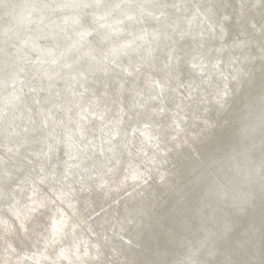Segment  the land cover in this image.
Instances as JSON below:
<instances>
[{
	"label": "rangeland",
	"instance_id": "rangeland-1",
	"mask_svg": "<svg viewBox=\"0 0 264 264\" xmlns=\"http://www.w3.org/2000/svg\"><path fill=\"white\" fill-rule=\"evenodd\" d=\"M6 1L0 0V264H230V258L231 264H264V0H24L22 11L9 10Z\"/></svg>",
	"mask_w": 264,
	"mask_h": 264
},
{
	"label": "bare ground",
	"instance_id": "bare-ground-1",
	"mask_svg": "<svg viewBox=\"0 0 264 264\" xmlns=\"http://www.w3.org/2000/svg\"><path fill=\"white\" fill-rule=\"evenodd\" d=\"M111 1H112V0H111ZM123 1H124V0H123ZM128 1H129V0H128ZM238 1H239V0H238ZM98 2H99V1H98ZM120 2H121V1H120ZM140 2H141V1H140ZM149 2H150V1H149ZM239 2H241V1H239ZM95 3H96V2H95ZM114 3H115V2H114ZM121 3H122V2H121ZM134 3H135V2H134ZM147 3H148V2H147ZM236 3H237V2H236ZM115 4L118 5V3H115ZM115 4H114V5H115ZM127 4H128V3H127ZM135 4H136V3H135ZM133 5H134V4H133ZM136 5H137V4H136ZM148 5H149V4H148ZM154 5H155V4H154ZM163 5H164V4H163ZM262 5H263V4H262ZM69 6H70V5H69ZM109 6H110V5H109ZM112 6H113V4H112ZM118 6H119V5H118ZM144 6H145V3H144ZM158 6H159V5H158ZM160 6H161V5H160ZM238 6H239V5H238ZM66 7H67V5H66ZM70 7H71V6H70ZM106 7H107V6H106ZM126 7H128V6H126ZM129 7H130V6H129ZM138 7H139V5H138ZM169 7H170V6H169ZM169 7H168V8H169ZM240 7H241V5H240ZM240 7H239V8H240ZM31 8H33V7H31ZM117 8H118V7H117ZM117 8H115V9H117ZM123 8H124V7H123ZM144 8H145V7H144ZM149 8L153 9L152 6L149 7ZM157 8H158V7H157ZM164 8H165V7H164ZM190 8H191V7H190ZM233 8H234V7H233ZM237 8H238V7H237ZM237 8H236V9H237ZM239 8H238V9H239ZM33 9H34V8H33ZM66 9H67V8H66ZM107 9H108V8H107ZM124 9H125V8H124ZM128 9H129V8H128ZM131 9H133V7H132ZM131 9H130V10H131ZM134 9H135V8H134ZM134 9H133V10H134ZM141 9H142V6H141L139 12L141 11ZM161 9H162V8H161ZM172 9H174V8L172 7ZM175 9H176V8H175ZM224 9H225V8H224ZM224 9H222V10L224 11ZM226 9H227V8H226ZM7 10H8V9H7ZM9 10H10V9H9ZM9 10H8V11H9ZM29 10H30V9H29ZM74 10H75V9H74ZM110 10H111V9H110ZM143 10H144V9H143ZM149 10H150V9H149ZM168 10H169V9H168ZM170 10H171V9H170ZM233 10H234V9H233ZM239 10H241V9H239ZM21 11H22V10H21ZM76 11H77V10H76ZM126 11H127V10H126ZM147 11H148V9H147ZM154 11H155V10H154ZM154 11H153V12H154ZM171 11H172V10H171ZM171 11H170V12H171ZM177 11H178V10H177ZM177 11H176V12H177ZM179 11H180V10H179ZM229 11H230V10H229ZM244 11H246V10H244ZM10 12H11V11H10ZM10 12H8V13H10ZM30 12H31V11H30ZM33 12H34V11H33ZM58 12H59V11H58ZM107 12H108V11H107ZM127 12H128V11H127ZM129 12H130V11H129ZM131 12H132V10H131ZM136 12H137V11H136ZM136 12H135V13H136ZM139 12H137V13H139ZM141 12H142V11H141ZM159 12H160V11H159ZM164 12H165V11H164ZM168 12H169V11H168ZM168 12H166V13H168ZM174 12H175V11H174ZM180 12L183 14L185 11H184V12L180 11ZM218 12H220V11H218ZM227 12H228V10H227ZM232 12H233V11H232ZM242 12H243V11H242ZM242 12H241V13H242ZM246 12H247V11H246ZM250 12H251V11H250ZM19 13H20V12H18V14H19ZM26 13H27V12H26ZM72 13H73V12H72ZM74 13H75V12H74ZM76 13H77V12H76ZM76 13H75V14H76ZM105 13H106V11H105ZM109 13H110V12H109ZM133 13H134V12H133ZM137 13H136V14H137ZM148 13H149V12H148ZM156 13H157V12H156ZM162 13H163V12H162ZM172 13H173V12H172ZM177 13H178V12H177ZM222 13H223V12H222ZM234 13H235V12H234ZM236 13H237V12H236ZM238 13H239V12H238ZM238 13H237L236 15L239 16ZM243 13H244V12H243ZM22 14H23V13H22ZM24 14H25V12H24ZM28 14H29V13H28ZM28 14H27V15H28ZM35 14H36V13H35ZM67 14H68V13H67ZM101 14H102V13H101ZM111 14H112V13H111ZM117 14H118V13H117ZM121 14H122V13H121ZM121 14H120V15H121ZM126 14H127V13H126ZM131 14H132V13H131ZM139 14H140V13H139ZM152 14H154V13H152ZM152 14H151V15H152ZM190 14H191V13H190ZM220 14H221V13H220ZM244 14H245V13H244ZM251 14H252V13H251ZM263 14H264V13H263ZM16 15H17V14H16ZM19 15H21V14H19ZM71 15H73V14H71ZM109 15H110V14H109ZM142 15H143V14H142ZM144 15H146V14H144ZM147 15H148V14H147ZM147 15H146V16H147ZM154 15H155V14H154ZM163 15H164V13L162 14V16H163ZM184 15H185V14H184ZM184 15H183V16H184ZM187 15H188V12H187ZM236 15H234V16H236ZM252 15H253V14H252ZM13 16H14V15H13ZM57 16H58V15H57ZM75 16H76V15H75ZM96 16H97V15H96ZM148 16H150V15H148ZM168 16H170V15H168ZM173 16H174V15H173ZM189 16H190V15H189ZM191 16H192V15H191ZM197 16H199V15H197ZM221 16H222V15H221ZM223 16H225V14H224ZM240 16H241V14H240ZM242 16H243V15H242ZM262 16H263V15H262ZM262 16H261V17H262ZM20 17H21V16H20ZM72 17H73V16H72ZM72 17H71V18H72ZM128 17H129V16H128ZM133 17H135V16H133ZM153 17H156V16H153ZM158 17H159V16H158ZM177 17H179V15H178ZM185 17H186V16H185ZM219 17H220V16H219ZM255 17H256V15H255ZM125 18H126V17H125ZM125 18H124V19H125ZM141 18H143V17H141ZM146 18H147V17H146ZM163 18H164V16H163ZM169 18H170V17H169ZM171 18H173V17H171ZM181 18H184V17H181ZM186 18H187V17H186ZM186 18H185V19H186ZM224 18H225V17H224ZM230 18H231V17H230ZM235 18H236V17H235ZM235 18H234V19H235ZM244 18H245V16H244ZM246 18H247V17H246ZM72 19H73V18H72ZM74 19H75V18H74ZM110 19H111V18H110ZM124 19H123V20H124ZM138 19H139V17H138ZM173 19H174V18H173ZM188 19H189V18H188ZM227 19H228V18H227ZM237 19H239V18H237ZM77 20H78V19H77ZM129 20H130V17H129ZM243 20H244V19H243ZM142 21H143V20H142ZM157 21H158V20H157ZM238 21H239V20H238ZM244 21H245V20H244ZM123 22H124V21H123ZM128 22H129V21H127V23H128ZM144 22H145V21H144ZM152 22H153V21H152ZM226 22H227V21H226ZM240 22H242V21H240ZM245 22H246V21H245ZM155 23H156V21H155ZM145 24H146V23H145ZM149 24H152V23H149ZM225 24H226V23H225ZM242 24H243V23H242ZM147 25H148V24H147ZM147 25H145V26H147ZM154 25H155V24H154ZM222 25H223V24H222ZM150 26H151V25H150ZM152 26H153V25H152ZM225 26H226V25H225ZM240 26H241V25H240ZM116 27H117V26H116ZM121 27H122V26H121ZM121 27H120V29H121ZM126 27H127V26H126ZM124 28H125V27H124ZM145 28H146V27H145ZM145 28H144V29H145ZM152 28H153V27H152ZM237 28H238V27H237ZM88 29H89V28H88ZM115 29H116V28H115ZM120 29H119V30H120ZM148 29H149V28H148ZM224 29H226V27H225ZM228 29H229V28H228ZM228 29H227L226 31H228ZM239 29H241V28H239ZM243 29H244V28H243ZM121 30H122V29H121ZM151 30H152V29H151ZM151 30H150V31H151ZM162 30H163V29H162ZM220 30H221V29H220ZM124 31H125V30H124ZM126 31H127V29H126ZM126 31H125V32H126ZM148 31H149V30H148ZM150 31H149V33H150ZM165 31H167V30L165 29ZM224 31H225V30H224ZM224 31H223V32H224ZM113 32H114V31H113ZM119 32H120V31H119ZM122 32H123V30H122ZM133 32H134V31H133ZM146 32H147V31H146ZM105 33H106V32H105ZM105 33L103 32V35H104ZM131 33H132V32H131ZM135 33H136V32H134V34H135ZM138 33H139V32H138ZM138 33H136V34H138ZM151 33H152V31H151ZM109 34H110V33H109ZM136 34H135V35H136ZM140 34H141V32H140ZM143 34H145V33H143ZM225 34H226V33H225ZM106 35H107V34H106ZM114 35H115V34H114ZM116 35H118V34H116ZM124 35H125V34H124ZM128 35H129V34H128ZM159 35H160V34H159ZM222 35H223V34H222ZM231 35H232V34H231ZM98 36H99V35H98ZM100 36H101V35H100ZM104 36H105V35H104ZM140 36H141V35H140ZM140 36H137V35H136V37H139V38H140ZM156 36H157V35H156ZM90 37H91V36H90ZM109 37H110V35H109ZM109 37H107V39H108ZM115 37H116V36H115ZM124 37H125V36H124ZM126 37H127V36H126ZM131 37H132V36H131ZM134 37H135V36H134ZM134 37H132V38H134ZM136 37H135V38H136ZM144 37L146 38V36H144ZM147 37H149V36H147ZM150 37H151V36H150ZM152 37H155V36L153 35ZM152 37H151L150 39L153 40L154 38H152ZM157 37H158V36H157ZM163 37H164V36H163ZM173 37H174V36H173ZM223 37H224V35H223ZM229 37H230V34H229ZM231 37H232V36H231ZM81 38H82V37H81ZM100 38H102V37H100ZM121 38H122V36H121ZM128 38H129V37H128ZM135 38H134V39H135ZM142 38H143V37H142ZM142 38H140V39H142ZM145 38H144V39H145ZM159 38H160V37H159ZM164 38H165V37H164ZM169 38H170V37H169ZM227 38H228V36H227ZM227 38H226V39H227ZM83 39H84V38H83ZM85 39H86V38H85ZM111 39H112V38H111ZM116 39H117V38H116ZM119 39H120V38H119ZM134 39H130V40H134ZM140 39H139V40H140ZM148 39H149V38H148ZM150 39H149V40H150ZM157 39H158V38H157ZM171 39H172V38H171ZM224 39H225V38H224ZM88 40H89V39H88ZM109 40H110V39H109ZM117 40H118V39H117ZM120 40H122V39H120ZM126 40H127V39H126ZM149 40H148V41H149ZM158 40H160V39H158ZM212 40H213V39H212ZM222 40H223V39H222ZM83 41H84V40H83ZM86 41H87V40H86ZM86 41H84V42H86ZM90 41H91V40H90ZM127 41H128V40H127ZM143 41H144V40H143ZM146 41H147V39H146ZM163 41L166 42L167 40H163ZM84 42H83V43H84ZM87 42H88V41H87ZM93 42H94V40H93ZM95 42H96V41H95ZM118 42H119V41H118ZM135 42H138V40H136ZM144 42H145V41H144ZM151 42H153V41H151ZM151 42H150V44H151ZM213 42H214V41H213ZM222 42H224V40H223ZM227 42H228V41H227ZM230 42H231V41H229V44H230ZM234 42H235V41H234ZM96 43H98V42H96ZM100 43H101V42H100ZM102 43L105 44L106 42H102ZM146 43H147V42H146ZM153 43H154V42H153ZM158 43H159V41H158ZM166 43H167V42H166ZM206 43H207V42H206ZM110 44H111V43H110ZM125 44H126V42H125ZM130 44L134 45L132 42H130ZM141 44H142V43H141ZM144 44H145V43H144ZM147 44H148V43H147ZM155 44H156V43H155ZM159 44H160V43H159ZM207 44H208V43H207ZM232 44H234V43H232ZM232 44H231V45H232ZM87 45H88V43H87ZM95 45H96V44H95ZM152 45H153V44H152ZM166 45H167V44H166ZM212 45H213V44H212ZM89 46H90V45H89ZM97 46H98V45H96V47H97ZM134 46H135V45H134ZM136 46H137V45H136ZM146 46H147V45H146ZM167 46H168V45H167ZM210 46H211V45H210ZM90 47H92V46H90ZM159 47H160V46H159ZM164 47H165V45H164ZM227 47H229V45H227ZM87 48H88V47H87ZM141 48H143V47H141ZM141 48H140V49H141ZM146 48H147V47H146ZM149 48H150V47H149ZM160 48H162V46H161ZM88 49H89V48H88ZM130 49H132V47H131ZM137 49H138V48H137ZM154 49H155V47H154ZM157 49H158V48H157ZM163 49H164V48H163ZM143 50H145V49H143ZM207 50H208V49H207ZM207 50H206V51H207ZM226 50H228V48L225 49V53H226ZM133 51H134V50H133ZM137 51H138V50H137ZM137 51H136V52H137ZM160 51H161V50H160ZM200 51H201V50H200ZM229 51H230V50H229ZM253 51H254V50H253ZM139 52H140V50H139ZM145 52H147V51H145ZM148 52H149V51H148ZM157 52H158V50H157ZM203 52H204V51H203ZM208 52H210V51H208ZM221 52H222V51H221ZM133 53H135V52H133ZM150 53H151V52H150ZM150 53H148V55H149ZM153 53H156V52H153ZM159 53L162 54L161 52H159ZM164 53H166V52H164ZM164 53H163V54H164ZM198 53H199V52H198ZM205 53H206V52H205ZM205 53H204V54H205ZM218 53H219V51L217 52V54H218ZM135 54H136V53H135ZM144 54H145V53H144ZM151 54H152V53H151ZM199 54H200V53H199ZM206 54H207V53H206ZM206 54H205V55H206ZM208 54H209V53H208ZM217 54L215 55V59H216ZM255 54H256V53H255ZM65 55H66V54H65ZM65 55H64V56H65ZM109 55H110V54H109ZM139 55H140V54H139ZM201 55H202V54H201ZM201 55H200V56H201ZM205 55H204L203 58H205ZM209 55H210V54H209ZM225 55H227V54H225ZM256 55H257V54H256ZM135 56H136V55H135ZM151 56H152V55H151ZM155 56H156V55H155ZM163 56H164V55H163ZM163 56H161V57H163ZM207 56H208V55H207ZM210 56H212V55H210ZM109 57H110V56H109ZM144 57H146V56L144 55ZM156 57H157V56H156ZM156 57H154L153 60H155ZM175 57H176V56H175ZM213 57H214V56H213ZM113 58H114V57H113ZM136 58H139V57H136ZM142 58H143V57H142ZM157 58H158V57H157ZM167 58H168V56H167ZM220 58H221V57H220ZM223 58H224V57H223ZM223 58H222V59H223ZM61 59H62V58H61ZM67 59H68V58H67ZM140 59H141V58H140ZM140 59H139V60H140ZM146 59H147V58H146ZM150 59H151V58H150ZM150 59H149V60H150ZM195 59H196V58H195ZM209 59H210V58H209ZM217 59H218V58H217ZM222 59H221V60H222ZM56 60H57V59H56ZM118 60H119V59H118ZM136 60H138V59H136ZM147 60H148V59H147ZM147 60H146V61H147ZM167 60H170V59H167ZM200 60H201V59H200ZM205 60H206V59H205ZM225 60H226V58H225ZM227 60H228V59H227ZM60 61H61V60H60ZM140 61H141V60H140ZM144 61H145V60H144ZM144 61H143V62H144ZM150 61H151V60H150ZM150 61H149V62H150ZM160 61H161V60H159V62H160ZM195 61H196V60H195ZM208 61L210 62L211 60H208ZM218 61H220V59H219ZM228 61H229V60H228ZM67 62H68V61H67ZM135 62H136V61H135ZM143 62H142V63H143ZM147 62H148V61H147ZM187 62H188V61H187ZM196 62H198V61H196ZM196 62H195V64H196ZM205 62H206V61H205ZM220 62H221V61H220ZM142 63H141V65H142ZM151 63H152V62H151ZM191 63H194V62H191ZM191 63H190V64H191ZM206 63H207V62H206ZM211 63H212V62H211ZM211 63H210V64H211ZM54 64H56V63H54ZM66 64H67V63H66ZM149 64H150V63H149ZM153 64H154V62H153ZM186 64H187V63H186ZM198 64H200V61H199ZM203 64H205V63H203ZM219 64H220V63H219ZM222 64H223V63H222ZM222 64H220V65H222ZM258 64H259V63H258ZM145 65H146V64H145ZM150 65H151V64H150ZM154 65H155V64H154ZM205 65H206V64H205ZM217 65H218V63H217ZM220 65H219V66H220ZM256 65H257V64H256ZM70 66H71V65H70ZM73 66H74V65H73ZM101 66H102V65H101ZM101 66H99V67L101 68ZM136 66H137V64L135 65V67H136ZM197 66H198V65H197ZM208 66H209V65H208ZM215 66H216V65H215ZM261 66H262V65H261ZM261 66H260V67H261ZM76 67H77V66H76ZM148 67H149V66H148ZM205 67H206V66H205ZM257 67H258V66H257ZM49 68H52V67H49ZM133 68H134V67H133ZM139 68H140V67H139ZM185 68H186V67H185ZM189 68H190V67H189ZM189 68H188V69H189ZM196 68H197V67H196ZM198 68H199V67H198ZM200 68H201V67H200ZM203 68H204V67H203ZM207 68H208V67H207ZM209 68H211V67H209ZM214 68H215V67H214ZM214 68H212V69H214ZM217 68H218V67H217ZM219 68L221 69V67H219ZM53 69H54V68H53ZM58 69H59V68H58ZM63 69H64V68H63ZM75 69H76V68H75ZM135 69H136V68H135ZM186 69H187V68H186ZM186 69H185V70H186ZM225 69H226V68H225ZM225 69H224V70H225ZM260 69H261V68H260ZM72 70H73V69H72ZM77 70H78V69H77ZM80 70L82 71V69H80ZM80 70H79V71H80ZM189 70H190V69H189ZM189 70H188V72H189ZM194 70H195V69H194ZM199 70H200V69H199ZM202 70H204V69H202ZM205 70H206V69H205ZM58 71H59V70H58ZM58 71H57V73H58ZM65 71H66V70H65ZM73 71L75 72V70H73ZM131 71H132V70H131ZM169 71H170V70H169ZM191 71H192V70H191ZM211 71H212V70H211ZM215 71H217V70H215ZM221 71H222V70H221ZM226 71H227V70H226ZM44 72H45V71H44ZM50 72H55V71H50ZM70 72H72V71H70ZM137 72L139 73V71H137ZM157 72H158V71H157ZM159 72H160V69H159ZM185 72H186V71H185ZM194 72H195V71H194ZM199 72H200V71H199ZM199 72H198V73H199ZM202 72H203V71H202ZM205 72H206V71H205ZM207 72H208V71H207ZM209 72H210V69H209ZM209 72H208V74H209ZM212 72H213V71H212ZM228 72H230V70H229ZM61 73H62V72H61ZM63 73H64V72H63ZM135 73H136V72H135ZM138 73H137V74H138ZM195 73H196V72H195ZM203 73H204V72H203ZM263 73H264V72H263ZM66 74H67V72H66ZM66 74H65V75H66ZM74 74H75V73H74ZM97 74H98V72H97ZM137 74H136V75H137ZM146 74H147V73H145V75H146ZM150 74H151V73H150ZM150 74H149V75H150ZM188 74H189V73H188ZM201 74H202V73H201ZM208 74H207V75H208ZM212 74H213V73H212ZM220 74H221V73H220ZM220 74H219V75L217 74V75L220 77V76L222 75V74H221V75H220ZM228 74H229V73H228ZM231 74H232V72L230 73V75H231ZM261 74H262V73H261ZM68 75H69V74H68ZM70 75H71V73H70ZM134 75H135V74H134ZM154 75H156L155 72H154ZM158 75H159V73H158ZM158 75H157V76H158ZM190 75H191V74H190ZM192 75H193V73H192ZM197 75H199V74H197ZM197 75H196V76H197ZM213 75H214V74H213ZM223 75H224V73H223ZM226 75H227V74H226ZM256 75H257V74H256ZM256 75H255L254 79H256ZM262 75H263V74H262ZM66 76H67V75H66ZM95 76H96V75H95ZM113 76H114V75H113ZM121 76H122V75H121ZM127 76H128V75H127ZM132 76H133V75H132ZM132 76H131V78H132ZM152 76H153V75H152ZM152 76H150V77H152ZM205 76H206V75H205ZM234 76H235V75H234ZM236 76H237V75H236ZM238 76H239V75H238ZM61 77H63V76L61 75ZM69 77H71V76H69ZM72 77H73V76H72ZM75 77H76V79L78 78L77 75H76ZM116 77H117V76H116ZM128 77H129V76H128ZM128 77H127V78H128ZM133 77H134V76H133ZM135 77H136V76H135ZM137 77H141V75H139V76H137ZM192 77H193V76H192ZM194 77H195V76H194ZM200 77H202V76H200ZM203 77H204V74H203ZM208 77H209V75H208ZM208 77L206 76V78H208ZM214 77H215V75H214ZM226 77H228V76H226ZM230 77H231V76H230ZM230 77H229V78H230ZM239 77H240V76H239ZM239 77H238V78H239ZM257 77H258V76H257ZM260 77H262V76H260ZM260 77H259V78H260ZM263 77H264V76H263ZM67 78H68V77H67ZM119 78H120V77H119ZM119 78H118V79H119ZM144 78H145V77H144ZM144 78H143V79H144ZM148 78H149V77H148ZM155 78H158V77H155ZM198 78H199V77H198ZM204 78H205V77H204ZM204 78H203V79H204ZM211 78H212V77H211ZM211 78L209 79L210 81H211ZM222 78H223V76H222ZM231 78H232V77H231ZM231 78H230V80H231ZM234 78H235V77H234ZM259 78H258V79H259ZM61 79H62V78H61ZM65 79H66V78H65ZM65 79H64V80H65ZM73 79H74V78H73ZM73 79H72V80H73ZM79 79L81 80V77H80ZM116 79H117V78H116ZM132 79H133V78H132ZM132 79H131V81H132ZM141 79H142V78H141ZM141 79H140V80H141ZM145 79H146V78H145ZM145 79H144V80H145ZM149 79H150V78H149ZM149 79H147V80H149ZM152 79H153V78H152ZM158 79H161V78H158ZM158 79H157V80H158ZM217 79H218V78H217ZM217 79H216V80H217ZM236 79H237V78H236ZM239 79H240V78H239ZM261 79H262V78H261ZM261 79H260V80H261ZM69 80H70V78H69ZM91 80H94V79H91ZM168 80H169V79H168ZM198 80H199V79H198ZM207 80H208V79H207ZM263 80H264V79H263ZM263 80H262V82H263ZM15 81H16V80H15ZM81 81H82V80H81ZM134 81H135V80H134ZM134 81H133V82H134ZM145 81H146V80H145ZM151 81H153V80H151ZM154 81H155V80H154ZM154 81H153V82H154ZM159 81H160V80H159ZM159 81H158V82H159ZM221 81H222V79H221ZM226 81H227V80H226ZM228 81H229V80H228ZM235 81H238V80H235ZM12 82H13V80H12ZM75 82H76V81H75ZM77 82H78V80H77ZM95 82H96V81H95ZM95 82H93V83H95ZM128 82H130L129 79H128ZM138 82H140V81H138ZM141 82H142V80H141ZM153 82H152V83H153ZM163 82H164V80H163ZM169 82H170V81H169ZM199 82H200V81H199ZM201 82H203V80H202ZM223 82H225V81H223ZM255 82H256V81H255ZM17 83H18V82H17ZM64 83H65V82H64ZM93 83H92L91 85H93ZM130 83H131V82H130ZM148 83H149V82H148ZM148 83H146V84H148ZM155 83H156V82H155ZM160 83H161V82H160ZM160 83H158V84H156V85H160ZM170 83H174V82H170ZM170 83H169V84H170ZM196 83H197V82H196ZM215 83H217V82L215 81ZM228 83H229V82H228ZM246 83H247V82H246ZM249 83H250V82H249ZM11 84H12V83H11ZM69 84H70V83H69ZM69 84H68V85H69ZM73 84H75V83H73ZM73 84H72V85H73ZM78 84H81V83L78 82ZM134 84H137V82L134 83ZM138 84H139V83H138ZM141 84H142V83H141ZM153 84H154V83H153ZM153 84H151V85L153 86ZM169 84H167V85H169ZM201 84H202V83H201ZM218 84H219V83H218ZM218 84H217V85H218ZM226 84H227V83H226ZM238 84H241V83L238 82ZM247 84H248V83H247ZM255 84H256V83H255ZM9 85H10V84H9ZM9 85H8V86H9ZM65 85H67V84H65ZM82 85H83V84H82ZM94 85H95V84H94ZM128 85H129V84H128ZM142 85H143V84H142ZM151 85H149V86H151ZM154 85H155V84H154ZM161 85H162V84H161ZM167 85L165 84V86H167ZM170 85H171V84H170ZM199 85H200V84H199ZM204 85H205V84H204ZM210 85H211V84H210ZM212 85H213V84H212ZM215 85H216V84H215ZM215 85H214V86H215ZM222 85H223V84H222ZM229 85H230V84H229ZM231 85H232V84H231ZM243 85H244V84H243ZM250 85H251V84H250ZM250 85H249V86H250ZM253 85H254V84H253ZM261 85H262V83L260 84V86H261ZM10 86H11V85H10ZM14 86H15V85H14ZM103 86H104V85H103ZM107 86H108V85H107ZM171 86H172V85H171ZM226 86H227V85H226ZM234 86H235V85H234ZM234 86H232V87H234ZM237 86H239V85H237ZM237 86H236V87H237ZM245 86H246V85H245ZM247 86H248V85H247ZM257 86H259V85H257ZM257 86H256V87H257ZM12 87H13V86H12ZM17 87H18V86H17ZM62 87H63V86H62ZM64 87H67V86H64ZM68 87H69V86H68ZM68 87H67V88H68ZM75 87H76V86H75ZM84 87H85V86H84ZM139 87H143V86H138V87H137V90H138ZM155 87H156V86H155ZM155 87H154V88H155ZM160 87H161V86H160ZM167 87H168V86H167ZM203 87H204V86H203ZM208 87H209V85H208ZM215 87H216V86H215ZM219 87H221V84H220ZM224 87H225V85H224ZM252 87H253V86H252ZM254 87H255V86H254ZM262 87H263V86H262ZM5 88H6V87H5ZM7 88H8V87H7ZM13 88H14V87H13ZM67 88H66V89H67ZM73 88H74V87H72V89H73ZM86 88H87V87H86ZM96 88H97V87H96ZM104 88H105V87H104ZM147 88H148V87H147ZM149 88H150V87H149ZM149 88H148V89H149ZM157 88H158V87H157ZM157 88H156V89H157ZM211 88H212V87H211ZM211 88H210V89H211ZM222 88H223V87H222ZM227 88H228V87H227ZM239 88H240V87H239ZM248 88H249V87H248ZM10 89H11V88H10ZM53 89H55V88H53ZM66 89H65V90H66ZM80 89H81V88H80ZM107 89H108V88H107ZM110 89H111V88H110ZM145 89H146V87H145ZM156 89H153V90H156ZM173 89H174V87H173ZM173 89H171V90H173ZM203 89H204V88H203ZM208 89H209V88H208ZM217 89H218V88H217ZM220 89H221V88H220ZM220 89H219V90H220ZM231 89H232V88H231ZM231 89H230V90H231ZM235 89H236V88H235ZM235 89L233 88V90H235ZM240 89H241V88H240ZM240 89H238V90H240ZM245 89H246V88H245ZM250 89H251V88H250ZM255 89H257V88H255ZM57 90H58V88H57ZM70 90H71V87H70ZM77 90H78V89H77ZM77 90H76V91H77ZM82 90H83V89H82ZM141 90H142V89H141ZM143 90H144V88H143ZM149 90L152 91L151 88H150ZM174 90H175V89H174ZM176 90H177V89H176ZM176 90H175V91H176ZM198 90H199V89H198ZM261 90H262V89H261ZM16 91H17V90H16ZM18 91H19V90H18ZM49 91H50V90H49ZM53 91H54V90H53ZM53 91H52V92H53ZM55 91H56V90H55ZM60 91H62V90H60ZM66 91H67V90H66ZM76 91H74V92L76 93ZM85 91H86V89H85ZM102 91H104V90H102ZM124 91H125V90H124ZM138 91H139V90H138ZM145 91H146V90H144V92H145ZM199 91H200V90H199ZM207 91H208V90H207ZM212 91H215V90L213 89ZM212 91H211V92H212ZM222 91H223V90H222ZM236 91H237V90H236ZM255 91L261 92V91H259V90H255ZM21 92H22V91H21ZM21 92H20V93H21ZM52 92H51V93H52ZM107 92H109V91L107 90ZM139 92H140V91H139ZM156 92H157V91H156ZM156 92H155V93H156ZM170 92H171V91H170ZM196 92H197V91H196ZM216 92H217V91H216ZM219 92H220V91H219ZM219 92H218L217 94H219ZM238 92H239V91H238ZM66 93H67V92H66ZM104 93H105V92H104ZM109 93H110V92H109ZM123 93H124V92H123ZM142 93H143V92H142ZM153 93H154V92H153ZM161 93H162V92H161ZM175 93H176V92H175ZM197 93H198V92H197ZM199 93H200V92H199ZM201 93H202V92H201ZM207 93H208V92H207ZM214 93H215V92H214ZM221 93H222V92H221ZM223 93H224V92H223ZM232 93H233V91H232ZM32 94H33V93H32ZM52 94H53V93H52ZM67 94H68V93H67ZM67 94H66V97H67ZM69 94H72V93L69 92ZM110 94H111V93H110ZM110 94H109V95H110ZM114 94H115V93H114ZM147 94H148V93L146 92V95H147ZM149 94H150V92H149ZM168 94H169V93H168ZM171 94H173V93L171 92ZM195 94H196V93H195ZM204 94H205V93H204ZM211 94H212V93H211ZM251 94H254V93H251ZM63 95H65V92H64ZM73 95H74V94H73ZM79 95H80V94H79ZM107 95H108V94H107ZM159 95H160V93H159ZM166 95H167V94H166ZM191 95H192V94H191ZM200 95H201V94H200ZM208 95H209V93H208ZM208 95L206 94V97H207ZM221 95H222V94H220V98H221ZM223 95H224V94H223ZM223 95H222V96H223ZM236 95H237V94H236ZM52 96H53V95H52ZM54 96H55V95H54ZM71 96H72V95H71ZM105 96H106V93H105V95H104L103 97H105ZM114 96H116V94H115ZM137 96H138V95H137ZM150 96H153V94H152V95L150 94ZM155 96H156V95H155ZM167 96H168V95H167ZM169 96H170V94H169ZM171 96H172V95H171ZM174 96H176V98H177V94L174 95ZM192 96H193V95H192ZM202 96H203V94H202ZM213 96H214V95H213ZM246 96H247V95H246ZM250 96H251V95H250ZM56 97H57V96H56ZM56 97H55V98H56ZM59 97H60V94H59ZM68 97H69V96H68ZM117 97H118V96H117ZM117 97H116L115 99H117ZM119 97H120V96H119ZM119 97H118V98H119ZM200 97H201V96H200ZM200 97H199V98H200ZM204 97H205V96H204ZM210 97H211V96H210ZM216 97H217V96H216ZM223 97H224V96H223ZM223 97H222V98H223ZM228 97H229V96H228ZM64 98H65V97H64ZM72 98H73V97H72ZM72 98H71V99H72ZM110 98H111V97H110ZM121 98H122V97H121ZM131 98H132V97H131ZM148 98H149V97H148ZM154 98H155V97H154ZM154 98H153V99H154ZM162 98H164V97L162 96ZM166 98H167V97H166ZM170 98H171V97H170ZM170 98H169V99H170ZM178 98H179V97H178ZM211 98H212V97H211ZM214 98H215V96H214ZM217 98H218V97H217ZM230 98H231V97H230ZM249 98H250V97H249ZM59 99H60V98H59ZM67 99H68V98H67ZM74 99H75V98H74ZM81 99H82V98H81ZM81 99H80V101H81ZM115 99H114V100H115ZM129 99H130V98H129ZM224 99H225V98H224ZM72 100H73V99H72ZM72 100H71V101H72ZM90 100H91V99H90ZM112 100H113V99H112ZM114 100H113V101H114ZM148 100H149V99H148ZM150 100H151V99H150ZM157 100H158V98H157ZM159 100L162 101L163 99H162V100L159 99ZM164 100H165V99H164ZM167 100H168V98H167ZM172 100H173V99H172ZM172 100H171V101H172ZM176 100H177V99H176ZM179 100H180V99H179ZM185 100H186V99H185ZM191 100H193V98H192ZM195 100H196V99H195ZM195 100H194V102H195ZM215 100H216V99H215ZM215 100H214V101H215ZM218 100H219V99H218ZM55 101H56V100H55ZM60 101H61V100H60ZM80 101L78 102L79 105H80V103H81ZM84 101H85V100H84ZM121 101H122V100H121ZM132 101H133V100H132ZM154 101H155V100H154ZM197 101H199V100H197ZM208 101H209V98H208ZM220 101H221V100H219V102H220ZM222 101H224V100L222 99ZM35 102H36V101H35ZM39 102H40V101H39ZM58 102H59V101H58ZM73 102H75V100H74ZM82 102H83V100H82ZM114 102H118V101H114ZM148 102H149V101H148ZM152 102H153V101H152ZM167 102H168V101H167ZM180 102H181V101H180ZM186 102H187V101H186ZM191 102H192V101H191ZM215 102H218V101H215ZM70 103H71V102H70ZM83 103H84V102H83ZM157 103H158V102H157ZM157 103H156V106L158 107ZM160 103H161V102H160ZM160 103H159V104H160ZM162 103H163V101H162ZM169 103H170V102H169ZM172 103H173V102H172ZM183 103H184V102H183ZM192 103H193V102H192ZM202 103H203V102H202ZM222 103H224V102H222ZM233 103H234V102H233ZM260 103H261V102H260ZM260 103H258V105H259ZM78 104H74V105L77 106ZM89 104H91V102H90ZM89 104H88V106H89ZM94 104H95V103H94ZM112 104H113V102H112ZM118 104H119V103H118ZM200 104H201V103H200ZM203 104H204V103H203ZM203 104H202V105H203ZM212 104H214V102H213ZM219 104H220V103H219ZM250 104H251V103H250ZM254 104H255V103H254ZM261 104H262V103H261ZM70 105H71V104H70ZM92 105H93V104H92ZM95 105H96V104H95ZM174 105H175V104H174ZM194 105L196 106V104H194ZM194 105H193V106H194ZM206 105H208V104H206ZM210 105H211V104H210ZM214 105H215V104H214ZM220 105H222V104H220ZM220 105H219V106H220ZM256 105H257V104H256ZM85 106H86V105H85ZM99 106H100V105H99ZM99 106H98V107H99ZM112 106H114V105H111V108H112ZM115 106H116V105H115ZM115 106H114V107H115ZM117 106H118V105H117ZM156 106H155V107H156ZM160 106H161V104H160ZM163 106H164V105H163ZM165 106H166V105H165ZM165 106H164V107H165ZM167 106H168V105H167ZM171 106H172V105H171ZM176 106H179V104H177ZM250 106H251V105H250ZM260 106H261V105H260ZM262 106H263V105H262ZM91 107H92V106H91ZM91 107H90V108H91ZM118 107H119V106H118ZM125 107H126V105H125ZM157 107H156V108H157ZM164 107H162V108L160 107V108H157V109H163ZM179 107H180V106H179ZM181 107H182V106H181ZM181 107H180V108H181ZM185 107H186V106H185ZM189 107H192V105L190 104ZM199 107H200V106H199ZM208 107H209V106H208ZM247 107H248V106H247ZM255 107H256V106H255ZM87 108H89V107H87ZM96 108H97V107H96ZM152 108H153V107H152ZM169 108H170V107H169ZM175 108H176V107H175ZM192 108H194V107H192ZM209 108H210V107H209ZM214 108H215V107H214ZM218 108H219V107H218ZM112 109H114V108H112ZM118 109H120V108H118ZM133 109H135V108H133ZM139 109H141V108H139ZM165 109H166V108H165ZM171 109H172V107H171ZM171 109H170V110H171ZM178 109H179V108H178ZM183 109H184V108H183ZM210 109H212V108H210ZM250 109H252V106H251ZM260 109H261V108H260ZM114 110H115V109H114ZM137 110H138V109H137ZM154 110H155V109H154ZM172 110H174V109H172ZM172 110H171V112H172ZM181 110H182V108H181ZM181 110L178 111V112L185 111V109L182 110V111H181ZM186 110H187V109H186ZM191 110H192V109H191ZM193 110H194V109H193ZM205 110H206V108H205ZM212 110H213V109H212ZM212 110H211V111H212ZM217 110H218V109H217ZM233 110H234V109H233ZM254 110H255V109H254ZM263 110H264V108H263ZM42 111H43V110H42ZM109 111H110V110H109ZM120 111H121V110H120ZM125 111H126V110H125ZM135 111H136V110H135ZM158 111H159V110H158ZM160 111H161V110H160ZM189 111H190V110H189ZM194 111H195V110H194ZM196 111H197V110H196ZM199 111H201V108H200ZM209 111H210V110H209ZM215 111H216V110H214V112H215ZM251 111H252V110H250V113H251ZM257 111H258V110H257ZM259 111L261 112V110H259ZM107 112H108V111H107ZM122 112H123V110H122ZM127 112H128V111H127ZM130 112H131V111H130ZM133 112H134V111H133ZM139 112H140V110H139ZM150 112H151V111H150ZM155 112H156V111H155ZM155 112H154V113H155ZM161 112H163V111H161ZM165 112H166V111H165ZM167 112H168V111H167ZM167 112H166V113H167ZM169 112H170V111H169ZM176 112H177V111H176ZM176 112H175V113H176ZM185 112H186V111H185ZM252 112H253V111H252ZM136 113H137V112H136ZM145 113H146V112H145ZM147 113H148V112H147ZM147 113H146V114H147ZM166 113H165V114H166ZM189 113H190V112H189ZM199 113H200V112H199ZM204 113H206V112H204ZM211 113H212V112H211ZM244 113H245V112H244ZM244 113H243V114H244ZM247 113H248V112H247ZM255 113H256V115H257V112H255ZM261 113H262V112H261ZM263 113H264V112H263ZM45 114H46V113H45ZM110 114H111V113H110ZM128 114H129V113H128ZM130 114H131V113H130ZM130 114H129V115H130ZM146 114H144V115H146ZM158 114H160V113H158ZM158 114H157V116H160V115H158ZM165 114L163 113V115H165ZM173 114H174V113H173ZM179 114H180V113H178V115H179ZM183 114H184V113H183ZM193 114H194V113H193ZM195 114H196V113H195ZM195 114H194V115H195ZM243 114H242V115H243ZM21 115H22V114H21ZM21 115H19V117H20ZM24 115H25V114H24ZM35 115H36V114H35ZM42 115H43V114H42ZM108 115H109V114H108ZM132 115H134V114H132ZM139 115H140V114H139ZM174 115H175V114H174ZM187 115H188V114H187ZM206 115H207V114H206ZM206 115H204V116H206ZM246 115H247V114H246ZM246 115H245V117H247ZM17 116H18V115H17ZM25 116H27V115H25ZM30 116H31V115H30ZM30 116H29V117H30ZM33 116H34V115H33ZM47 116H48V115H47ZM47 116H46V118H47ZM140 116H141V115H140ZM152 116H154V115H152ZM165 116H167V114H166ZM176 116H177V115H176ZM189 116H190V115H189ZM192 116H193V115H192ZM197 116H198V115H197ZM199 116H201V115H199ZM208 116L210 117V115H208ZM208 116H206V117H208ZM232 116H234V115H232ZM237 116H238V115H237ZM29 117H27V118H29ZM44 117H45V116H44ZM44 117H43V118H44ZM104 117H105V116H104ZM120 117H121V115H120ZM130 117H131V116H130ZM132 117H133V116H132ZM145 117H146V116H145ZM155 117H156V115H155ZM173 117H174V116H173ZM186 117L188 118V116H186ZM194 117H196V115H195ZM194 117H192V118H194ZM229 117H230V116H229ZM234 117H235V116H234ZM240 117H241V116H240ZM251 117H252V116H251ZM253 117H254V116H253ZM256 117H257V116H256ZM258 117H259V116H258ZM258 117H257V118H258ZM40 118H42V117H40ZM52 118H53V117H52ZM102 118H103V117H102ZM105 118H106V117H105ZM105 118H104V119H105ZM111 118H112V117H111ZM138 118H141V117H138ZM152 118H153V117H152ZM162 118H163V116H162ZM164 118H165V117H164ZM177 118H178V117H177ZM192 118H191V119H192ZM198 118H199V117H198ZM204 118H205V117H204ZM226 118H227V117H226ZM247 118H248V117H247ZM36 119H37V118H36ZM153 119H154V118H153ZM157 119L160 120L159 118H157ZM157 119H154V120L158 121ZM166 119H167V118H166ZM172 119H173V118H172ZM174 119H175V118H174ZM174 119H173V121H174ZM179 119H180V117H179ZM235 119H236V118H235ZM235 119H234V120H235ZM239 119H240V118H239ZM251 119L254 120V118H251ZM251 119H250V121H251ZM32 120H33V118H32ZM40 120H41V119H40ZM141 120H142V119H141ZM151 120H152V119H151ZM154 120H153V121H154ZM168 120H169V119H168ZM186 120H187V119H186ZM226 120H227V119H226ZM229 120H231V119H228V121H229ZM234 120H232V121H234ZM240 120H241V119H240ZM38 121H39V120H38ZM121 121H122V119H121ZM153 121H152V122H153ZM161 121H162V120H161ZM164 121H166V120H164ZM169 121H170V120H169ZM173 121H172V122H173ZM180 121H181V120H180ZM180 121H179V122H180ZM188 121H189V120H188ZM192 121H193V120H192ZM194 121H195V119H194ZM194 121H193V122H194ZM200 121H201V120H200ZM236 121H239V120H236ZM243 121H244V119H243ZM250 121H249V122H250ZM33 122H34V121H33ZM50 122H51V121H50ZM154 122H155V121H154ZM177 122H178V121H177ZM184 122H185V121H184ZM196 122H197V121H196ZM196 122H195V123H196ZM201 122H204V121H201ZM205 122H206V121H205ZM251 122H252V121H251ZM23 123H24V122H23ZM23 123H22V124H23ZM27 123H28V122H27ZM53 123H54V122H53ZM161 123H162V122H161ZM163 123H164V122H163ZM167 123H168V122H167ZM225 123H227V121H226ZM236 123H237V122H236ZM239 123H240V121H239ZM243 123H245V122H243ZM37 124H39V122H38ZM56 124H57V123H56ZM120 124H121V123H120ZM154 124H155V123H154ZM169 124H170V122H169ZM169 124H167V125H169ZM196 124H197V123H196ZM202 124H203V123H201V126H202ZM205 124H207V123H204V125H205ZM223 124H224V123H223ZM240 124H241V123H240ZM23 125L25 126L26 123H24ZM49 125H50V124H49ZM167 125H166V126H167ZM172 125H173V124H172ZM172 125H171V126H172ZM204 125H203V126H204ZM227 125H228V124H227ZM241 125H242V124H241ZM244 125H245V124H244ZM247 125H248V123H247ZM247 125H246L245 127H247ZM253 125H254V124H253ZM55 126H56V125H55ZM155 126H156V125H155ZM169 126H170V125H169ZM193 126H194V124H193ZM193 126H192V128H193ZM196 126H197V125H196ZM198 126H199V125H198ZM231 126H232V125H231ZM238 126H239V125H238ZM242 126H243V125H242ZM249 126H250V124H249ZM194 127H195V126H194ZM205 127H206V126H205ZM205 127H204V128H205ZM223 127H224V126H223ZM227 127H228V126H227ZM257 127H258V126H256V128H257ZM28 128H30V127H28ZM28 128H27V129H28ZM154 128H155V127H154ZM161 128H162V127H161ZM161 128H160V129H161ZM163 128H164V127H163ZM167 128L170 129L168 126H167ZM207 128H208V127H207ZM221 128H222V127H221ZM221 128H219V129H221ZM225 128H226V125H225ZM249 128L252 129L253 127H249ZM47 129H48V128H47ZM155 129H156V128H155ZM172 129H174V128L172 127ZM195 129H196V128H195ZM198 129H199V131H200V128H198ZM229 129L231 130V127H230ZM237 129H238V128H237ZM128 130H129V129H128ZM174 130H175V129H174ZM190 130H191V129H190ZM214 130H215V129H214ZM235 130H236V129H235ZM235 130H234V131H235ZM240 130H242V127H241ZM246 130H248V129H246ZM249 130H250V129H249ZM252 130H253V129H252ZM52 131H53V129H52ZM123 131H124V130H123ZM126 131H127V130H126ZM126 131H125V132H126ZM158 131H159V130H158ZM162 131H164V130H162ZM172 131H173V130H172ZM175 131H176V130H175ZM186 131H187V130H186ZM188 131H189V130H188ZM196 131H197V130H196ZM196 131H194V132H196ZM222 131H224V130H222ZM234 131H232V132H234ZM236 131H237V130H236ZM18 132H19V131H18ZM56 132H57V130H56ZM155 132H156V131H155ZM170 132H171V131H170ZM184 132H185V131H184ZM194 132H193V133H194ZM227 132H228V131H227ZM22 133H24V132L22 131ZM87 133H88V132H87ZM129 133H130V131H129ZM167 133H168V132H167ZM173 133H174V132H173ZM189 133H190V132H189ZM191 133H192V131H191ZM205 133H206V132H205ZM211 133H212V132H210L209 134H211ZM217 133H218V132H217ZM222 133H223V132H222ZM229 133H230V132H229ZM229 133H228V134H229ZM248 133H250V132H248ZM253 133H254V132H253ZM255 133H257V131H255ZM57 134H58V133H57ZM100 134H101V133H100ZM118 134H119V133H118ZM125 134H126V133H125ZM206 134H207V133H206ZM215 134H216V133H215ZM219 134H220V133H219ZM219 134H216V135H219ZM223 134H224V133H223ZM231 134H232V133H231ZM233 134H234V133H233ZM239 134H240V133H239ZM261 134H262V133H261ZM53 135H54V134H53ZM58 135H59V134H58ZM58 135H57V137H59ZM120 135H121V134H120ZM128 135H129V134H128ZM168 135H169V134H168ZM170 135H171V134H170ZM174 135H175V134H174ZM174 135H173V136H174ZM177 135H178V134H177ZM181 135H182V134H181ZM207 135H208V134H207ZM226 135H227V134H226ZM242 135H243V134H242ZM250 135H251V133H250ZM255 135H256V134H255ZM263 135H264V134H263ZM51 136H52V135H51ZM51 136H50V138H51ZM118 136H119V135H118ZM122 136H123V135H122ZM129 136H130V135H129ZM129 136H128V137H129ZM150 136H151V135H150ZM152 136H153V135H152ZM152 136H151V137H152ZM173 136H172V137H173ZM178 136H180V135H178ZM184 136H186V135H184ZM188 136H189V135H188ZM190 136H191V135H190ZM199 136H200V135H199ZM199 136H198V137H199ZM201 136H202V135H201ZM214 136H215V135H214ZM223 136H224V135H223ZM229 136H230V135H229ZM234 136H235V135H234ZM47 137H48V136H47ZM85 137H86V136H85ZM124 137H125V135H124ZM148 137H149V136H148ZM153 137H154V136H153ZM192 137H193V135H192ZM196 137H197V136H196ZM202 137H204V134H203ZM216 137H217V136H216ZM216 137H214V138H216ZM235 137H236V136H235ZM239 137H240V136H239ZM248 137H249V136H248ZM262 137H263V136H262ZM97 138H98V136H97ZM100 138H101V137H100ZM126 138H127V136H126ZM129 138H130V137H129ZM149 138H150V137H149ZM149 138H148V139H149ZM168 138H169V137H168ZM170 138H171V137H170ZM175 138H176V137H175ZM179 138H180V137H179ZM179 138H178V139H179ZM181 138H182V137H181ZM190 138H191V137H190ZM253 138H255V137H253ZM257 138H258V137H257ZM60 139H61V138H60ZM119 139H120V138H119ZM127 139H128V138H127ZM143 139H144V138H143ZM150 139H151V138H150ZM163 139H165V138H163ZM193 139H194V138H193ZM193 139H191V140H193ZM195 139H196V138H195ZM200 139H201V138H200ZM248 139H249V138H248ZM250 139H252V138H250ZM250 139H249V140H250ZM260 139H261V137H260ZM55 140H56V139H55ZM172 140H174V139H171V141H172ZM197 140H198V139H197ZM201 140H202V139H201ZM201 140H200V141H201ZM205 140H206V139H205ZM218 140H219V138H218ZM223 140H224V139H223ZM223 140H222V141H223ZM228 140H229V138H228ZM231 140H232V139H231ZM231 140H230V141H231ZM258 140H259V139H258ZM50 141H51V140H50ZM121 141H122V139H121ZM124 141H125V140H124ZM124 141H123V142H124ZM128 141H129V140H128ZM148 141H149V140H148ZM168 141H169V140H168ZM176 141H178V140H176ZM37 142H38V141H37ZM47 142H48V141H47ZM65 142H66V141H65ZM173 142H174V141H173ZM182 142H184V141H182ZM187 142H188V141H187ZM250 142H251V141H250ZM40 143H42V142H40ZM61 143H62V142H61ZM121 143H122V142H121ZM121 143H119V140H118V144H117V143H116V144L119 145V144H121ZM169 143H171V142H169ZM195 143H196V142H195ZM195 143H194V144H195ZM203 143H204V142H203ZM263 143H264V142H263ZM47 144H48V143H47ZM176 144H177V143H176ZM179 144H180V143H179ZM192 144H193V143H192ZM253 144H254V143H253ZM255 144H257L256 141H255ZM43 145H44V143H43ZM62 145H63V144H62ZM66 145H67V144H66ZM117 145H115V146H117ZM123 145H124V144H123ZM123 145H122V146H123ZM125 145H126V144H125ZM162 145L164 146V144H162ZM162 145H161V146H162ZM171 145H173V144H171ZM177 145H178V144H177ZM186 145H187V144H186ZM231 145H233V143H231ZM247 145H249V143H248ZM262 145H263V144H262ZM168 146H169V145H168ZM175 146H176V145H175ZM184 146H185V144H184ZM69 147H70V146H69ZM74 147H75V146H74ZM119 147H121V145H120ZM119 147H117V148H119ZM158 147H159V146H158ZM169 147H172V146H169ZM181 147H182V146H181ZM218 147H219V146H218ZM222 147H223V146H222ZM43 148H44V147H43ZM47 148L49 149V147H47ZM61 148H62V147H61ZM67 148H68V147H67ZM104 148H106V147H104ZM108 148H109V147H108ZM154 148H155V147H154ZM160 148H161V147H160ZM184 148H185V147H184ZM212 148H213V147H212ZM216 148H217V147H216ZM216 148L214 147V149H216ZM220 148H221V147H220ZM39 149H40V148H39ZM39 149H38V150H39ZM41 149H42V148H41ZM59 149H60V148H59ZM62 149H63V148H62ZM70 149H71V148H70ZM74 149H75V148H74ZM74 149H73V150H74ZM114 149H115V148H114ZM120 149H121V148H120ZM122 149H123V148H122ZM155 149H156V148H155ZM166 149H167V146H166ZM172 149H173V148H172ZM178 149H179V148H178ZM217 149L219 150V148H217ZM254 149H255V148H254ZM256 149H257V148H256ZM102 150H103V149H102ZM106 150H107V149H106ZM134 150H135V149H134ZM180 150H181V149H180ZM186 150H188V149H186ZM44 151H45V149H44ZM79 151H80V149H79ZM104 151H105V150H104ZM148 151H149V150H148ZM154 151H155V150H154ZM170 151H171V150H170ZM212 151H213V149H212ZM223 151H224V150H223ZM223 151H222V152H223ZM231 151H232V150H231ZM22 152H23V151H22ZM32 152H33V151H32ZM47 152H48V150H47ZM74 152L76 153V151H74ZM74 152L71 151V153L75 154ZM167 152H168V151H167ZM167 152H166V153H167ZM180 152H181V151H180ZM186 152H187V151H185V154H186ZM27 153H28V152H27ZM37 153H38V152H37ZM43 153H44V152H43ZM146 153H147V152H146ZM172 153H173V152H172ZM172 153H171V155H172ZM174 153H175V152H174ZM176 153H177V152H176ZM208 153H209V152H208ZM248 153H249V152H248ZM251 153H252V152H251ZM73 154H72V155H73ZM168 154H169V153H168ZM211 154H212V153H211ZM252 154H253V153H252ZM69 155H71V154H69ZM101 155H102V154H101ZM120 155H121V154H120ZM140 155H141V154H140ZM148 155H150L149 152H148ZM171 155L169 154V156H171ZM203 155H204V154H203ZM228 155H229V154H228ZM45 156H47V155H45ZM48 156H49V155H48ZM96 156H97V155H95V157H94L95 159H96ZM118 156H119V155H117V157H118ZM122 156H123V155H122ZM173 156H174V155H173ZM184 156H185V155H184ZM41 157H42V156H41ZM53 157H55V156H53ZM72 157H73V156H72ZM120 157H121V156H120ZM207 157H209V156H207ZM217 157H218V156H217ZM226 157H227V156H226ZM260 157H261V156H260ZM45 158H46V157H44V160H45ZM49 158H50V157H49ZM49 158H48V159H49ZM90 158H91V157H90ZM100 158H101V157H100ZM118 158H119V157H118ZM176 158H177V157H176ZM179 158H180V157H179ZM179 158H178V159H179ZM185 158H186V157H185ZM185 158H184V159H185ZM211 158H212V157H211ZM249 158H250V157H249ZM122 159H123V158H122ZM122 159H121V160H122ZM180 159H182V158H180ZM186 159H187V158H186ZM217 159H218V158H217ZM220 159H221V158H219V160H220ZM222 159H223V158H222ZM230 159H231V157H230ZM247 159H248V158H247ZM257 159H258V157H257ZM263 159H264V158H263ZM263 159H262V161H264ZM46 160H47V159H46ZM54 160H55V159H54ZM87 160L90 161V159H87ZM92 160H93V159H92ZM92 160H91V161H92ZM100 160H101V159H100ZM170 160H172V159H170ZM175 160H176V159H175ZM189 160H190V159H189ZM194 160H195V159H194ZM194 160H193V161H194ZM205 160H206V159H205ZM226 160H227V159H226ZM240 160H241V159H240ZM249 160H250V159H249ZM252 160H253V159H252ZM58 161H59V160H58ZM96 161H97V159H96ZM177 161H178V160H177ZM195 161H196V160H195ZM222 161H224V160H222ZM242 161H243V160H242ZM230 162H232V161H229V163H230ZM251 162H252V161H251ZM56 163H57V161H56ZM197 163H198V162H197ZM206 163H207V162H206ZM224 163H225V162H224ZM51 164H52V162H51ZM188 164H190V162H189ZM191 164H192V162H191ZM191 164H190V165H191ZM198 164H199V163H198ZM227 164H228V163H227ZM239 164H240V163H239ZM247 164H248V163H247ZM247 164H246V165H247ZM250 164H251V163H250ZM259 164H260V163H259ZM262 164H263V163H262ZM201 165H202V164H201ZM219 165H220V164H219ZM248 165H249V164H248ZM257 165H258V164H257ZM51 166H52V165H51ZM89 166H90V165H89ZM194 166H195V165H194ZM206 166H207V165H206ZM232 166H233V165H232ZM237 166H238V165H237ZM239 166H240V165H239ZM251 166H252V165H251ZM73 167H74V166H73ZM203 167H204V166H203ZM210 167H212V166H210ZM215 167H216V166H215ZM221 167L223 168V166H221ZM221 167H219V168L221 169ZM228 167H229V166H228ZM247 167H248V166H247ZM255 167H256V166H255ZM51 168H53V167H51ZM54 168L56 169V167H54ZM204 168H205V167H204ZM235 168H236V167H235ZM237 168H238V167H237ZM87 169H88V168H87ZM206 169H207V168H206ZM208 169H209V168H208ZM213 169H214V167H213ZM239 169H240V167H239ZM244 169H245V168H244ZM262 169H263V168H262ZM94 170H95V169H94ZM214 170H216V169H214ZM214 170H213V171H214ZM224 170H225V168L223 169V171H224ZM236 170H237V169H236ZM247 170H248V169H247ZM48 171H49V170H48ZM204 171H205V170H204ZM211 171H212V170H211ZM217 171H218V170H217ZM231 171H232V170H231ZM237 171H238V170H237ZM252 171H253V170H252ZM46 172H47V171H46ZM46 172H45V174H46ZM84 172H86V171H84ZM221 172H222V171H221ZM235 172H236V171H235ZM254 172H255V171H254ZM254 172H253V173H254ZM261 172H262V171H261ZM49 173H50V172H49ZM87 173H88V172H87ZM203 173H204V172H203ZM207 173H208V172H207ZM223 173H224V172H223ZM240 173H241V172H240ZM242 173H243V171H242ZM248 173H249V172H248ZM72 174H73V173H72ZM205 174H206V173H205ZM216 174H217V173H216ZM219 174H220V172H219ZM225 174H226V173H225ZM229 174L231 175V173H229ZM234 174H236V173H234ZM256 174H257V173H256ZM256 174H255V175H256ZM42 175H43V174H42ZM49 175H50V174H49ZM49 175H48V177H49ZM51 175H52V174H51ZM53 175H54V174H53ZM203 175H204V174H203ZM207 175H208V174H207ZM230 175H228V176H230ZM232 175H233V173H232ZM238 175H240V174H238ZM241 175H242V174H241ZM250 175H251V174H250ZM260 175H262V174H260ZM45 176H46V175H45ZM211 176H213V175H211ZM215 176H216V175H215ZM220 176H222V175H220ZM234 176H235V175H234ZM234 176H233V177H234ZM252 176H253V175H252ZM213 177H214V176H213ZM218 177H219V176H218ZM223 177H224V176H223ZM225 177H226V176H225ZM236 177H237V176H236ZM238 177H239V176H238ZM246 177H247V176H246ZM202 178H203V177H202ZM211 178H212V177H211ZM229 178H230V177H229ZM47 179H48V178H47ZM209 179H210V178H209ZM209 179H208V180H209ZM246 179H247V178H246ZM252 179H253V178H252ZM258 179H261V178H258ZM258 179H257V180H258ZM52 180H53V179H52ZM204 180H206V179H204ZM210 180H211V179H210ZM222 180H223V179H222ZM247 180H248V179H247ZM255 180H256V179H255ZM226 181H229L228 183H230V179H229V180H226ZM48 182H49V180H48ZM53 182H54V181H53ZM56 182H57V181H56ZM197 182H198V181H197ZM202 182H203V181H202ZM213 182H214V181H212V183H213ZM231 182H233V180H232ZM240 182H241V180H240ZM246 182H248V181H246ZM208 183H209V181H208ZM218 183H219V181H218ZM233 183H234V182H233ZM233 183H232V184H233ZM253 183H255V182H253ZM256 183H257V182H256ZM260 183H261V182H260ZM55 184H56V183H55ZM232 184H231V186H232ZM211 185H212V184H211ZM217 185H218V184H216V186H217ZM222 185H224V184L222 183ZM234 185H235V184H234ZM246 185H247V184H246ZM249 185H251V184H249ZM253 185H254V184H253ZM214 186H215V185H214ZM227 186H229V185H227ZM232 187H233V186H232ZM235 187H236V185H235ZM242 187H243V186H242ZM252 187H253V186H252ZM220 188H222V187H220ZM246 188H248V187H246ZM246 188H245V189H246ZM255 188H256V187H255ZM258 188H259V187H258ZM98 189H99V188H98ZM212 189H213V188H212ZM212 189H211V190H212ZM228 189H229V187H228ZM230 189H231V187H230ZM242 189H243V188H242ZM245 189H244V190H245ZM249 189H250V186H249ZM260 189H261V188H260ZM260 189H259V190H260ZM250 190H251V189H250ZM202 191H203V190H202ZM232 191H233V189H232ZM232 191H230V192H232ZM238 191H239V188H238ZM254 191H255V190H254ZM256 191H257V190H256ZM211 192H212V191H211ZM220 192H221V191H220ZM230 192H229V193H230ZM251 192H252V191H251ZM205 193H206V191H205ZM240 193H241V192H240ZM246 193H247V192H246ZM197 194H198V193H197ZM215 194H216V193H215ZM231 194H232V193H231ZM262 194H263V193H262ZM99 195H100V194H99ZM107 195H108V194H107ZM209 195L211 196V194H209ZM100 196H101V195H100ZM213 196H214V195H213ZM218 196H219V195H218ZM218 196H217V197H218ZM232 196H233V194H232ZM101 197H103V196H101ZM192 197H193V196H192ZM192 197H191V198H192ZM201 197H202V196H201ZM214 197H215V196H214ZM227 197H231V196H227ZM239 197H240V196H239ZM244 197H245V196H244ZM257 197H259V196H257ZM109 198H110V197H109ZM224 198H226V197H224ZM234 198H236V197H234ZM240 198H241V197H240ZM247 198H249V196H248ZM174 199H176V198H174ZM189 199H190V198H189ZM199 199H200V198H199ZM208 199H209V197H208ZM212 199H213V197H212ZM221 199H222V198H221ZM241 199H242V198H241ZM254 199H257V198L254 197ZM259 199H260V198H258V201H259ZM215 200H216V199H215ZM219 200H220V199H219ZM232 200H235V199H232ZM239 200H240V199H239ZM245 200H246V199H245ZM250 200H251V199H250ZM250 200H249V201H250ZM252 200H253V199H252ZM100 201H101V200H100ZM176 201H177V200H176ZM209 201H210V200H209ZM236 201H237V200H236ZM240 201H241V200H240ZM211 202H212V201H211ZM222 202H223V201H222ZM237 202H238V201H237ZM260 202H261V201H260ZM163 203H164V202H163ZM169 203H170V201H169ZM173 203H174V202H173ZM176 203H177V202H176ZM216 203H217V202H215V205H216ZM230 203H231V202H230ZM239 203H240V202H239ZM239 203H237V204H239ZM242 203H243V202H242ZM254 203H255V202H254ZM198 204H199V203H198ZM227 204H229V203H227ZM231 204H232V203H231ZM234 204H235V203H234ZM258 204H259V203H258ZM262 204H263V202H262ZM172 205H173V204H172ZM201 205H202V204H201ZM213 205H214V204H213ZM232 205H233V204H232ZM252 205H253V203H252ZM160 206H161V205H160ZM220 206H221V205H220ZM241 206H242V205H241ZM259 206H260V205H258V207H259ZM228 207H229V206H228ZM219 208H220V207H219ZM225 208H226V207H225ZM231 208H232V207H231ZM261 208H262V206H261ZM199 209H200V207H199ZM199 209H198V210H199ZM210 209H211V208H210ZM226 209L228 210V208H226ZM229 209H230V208H229ZM212 210H213V209H212ZM256 210H257V209H256ZM262 210H263V208H262ZM200 211H201V210H200ZM206 211H207V210H206ZM220 211H221V209H220ZM224 211H225V210H224ZM230 211H231V210H230ZM237 211H239V210H237ZM240 211H241V210H240ZM198 212H199V211H198ZM209 212H210V211H209ZM237 213H238V212H237ZM241 214H243V213H241ZM255 214H256V213H255ZM231 215H232V214H231ZM227 216H228V215H227ZM232 217H233V216H232ZM256 217H257V216H256ZM256 217H254V218H256ZM152 218H153V217H152ZM228 218L230 219V217H228ZM228 218H227V220H228ZM201 219H202V218H201ZM245 219H246V218H245ZM218 220H219V219H218ZM236 220H238V218H237ZM206 221H207V220H206ZM208 221H209V220H208ZM232 221H233V220H232ZM239 221H240V220H239ZM228 222H229V221H228ZM233 222H234V221H233ZM242 222H243V221H242ZM202 223H203V222H202ZM209 223H210V222H209ZM244 223H245V222H244ZM227 224H228V223H227ZM235 224H236V223H235ZM231 225H232V224H231ZM245 225H246V223H245ZM256 225H257V224H256ZM223 226H225V225H223ZM228 226H229V225H228ZM232 226H233V225H232ZM232 226H231V227H232ZM232 228H234V226H233ZM238 228H239V227H238ZM224 229H225V228H224ZM227 229H228V228H227ZM230 229H231V228H230ZM239 229H240V228H239ZM233 230H234V229H233ZM236 230H237V229H236ZM244 230H245V229H244ZM249 230H250V229H249ZM237 231H239V230H237ZM237 231H236V232H237ZM240 231H241V230H240ZM250 231H254L253 228H252V230H250ZM225 232H226V231H225ZM241 232H242V231H241ZM254 232H255V231H254ZM254 232H253V233H254ZM257 232H258V231H257ZM230 233H232V232H230ZM255 233H256V232H255ZM258 233H259V232H258ZM234 234H235V232H234ZM242 234H243V233H242ZM248 234H249V233H248ZM256 234H257V233H256ZM259 235H260V233H259ZM235 236H236V235H235ZM242 236H243V235H242ZM252 236H253V235H252ZM254 236H255V234H254ZM254 236H253V238H255ZM237 237H238V236H237ZM239 237H240V236H239ZM244 238H245V237H244ZM253 238L251 237L252 240H253ZM257 238H258V237H257ZM257 238H255V239H257ZM225 239H226V236H225ZM234 239H235V238H234ZM245 239H246V238H245ZM249 239H250V238H249ZM251 239H250V241H252ZM255 239H254V242H255V241L257 242V240H255ZM243 241H245V240H243ZM243 241H242V242H243ZM236 242H237V241H236ZM240 242H241V241H240ZM248 242H249V241H248ZM252 242H253V241H252ZM243 243H245V242H243ZM246 243H247V242H246ZM228 244H229V243H228ZM237 244H238V243H237ZM249 244H250V243H249ZM251 244H252V243H251ZM232 245H233V244H232ZM239 245H241V244H239ZM247 245H248V244H247ZM252 245H255V244H252ZM258 245H259V243H258ZM241 246H246V244L241 245ZM224 247H225V246H224ZM247 247H248V246H247ZM251 247H252V246H251ZM256 247H257V245L255 246V248H256ZM263 247H264V246H263ZM240 248H241V247H240ZM240 248H238V250H239ZM242 248H243V247H242ZM242 248H241V249H242ZM255 248H254V249H255ZM222 249H224V248H222ZM227 249H228V247H227ZM233 249H234V247H233ZM241 249H240V251H242ZM244 249H246V248H244ZM248 249H250V248H248ZM220 250H221V249H220ZM251 250H252V249H251ZM251 250H250V251H251ZM216 251H217V250H216ZM223 251H224V250H223ZM227 251H228V250H227ZM250 251H249L248 253H250ZM256 251H257V250H256ZM263 251H264V249H263ZM251 252H252V251H251ZM257 252H258V251H257ZM260 252H261V251H260ZM224 253H226V252H224ZM237 253H238V252H237ZM239 253H240V252H239ZM242 253H243V252H242ZM246 253H247V252H246ZM252 253H253V252H252ZM255 253H256V252H255ZM255 253H254V254H255ZM234 254H235V253H234V251H233V255H234ZM240 254H241V253H240ZM257 254H259V253H257ZM257 254H256V256H257ZM263 254H264V253H263ZM241 255H242V254H241ZM250 255H251V253H250ZM227 256H228V255H227ZM231 256H232V255H231ZM246 256H247V255H246ZM246 256H245V257H246ZM262 256H263V255H262ZM241 257H242V256H241ZM249 257H250V256H249ZM257 257H258V256H257ZM257 257H256V258H257ZM259 257H260V256H259ZM247 258H248V257H247ZM247 258H246V260H248ZM254 258H255V256H254ZM227 259H228V258H227ZM239 259H240V258H239ZM239 259H238V260H239ZM243 259H244V258H243ZM243 259H242V260H243ZM258 259H259V258H258ZM261 259H262V257H261ZM230 260L232 261L231 258H230ZM240 260H241V259H240ZM255 260H256V259H255ZM259 260H260V259H259ZM262 260H264V258H263ZM223 261H225V260H223ZM231 261L229 262L230 264H231ZM244 261H245V260H244ZM248 261H249V260H248ZM253 261H254V260H253ZM237 262H238V261H237ZM240 262H242V261H240ZM246 262H247V261H246ZM257 262H259V261H257ZM262 262H263V261H262ZM225 263H226V262H224V264H225ZM227 263H228V260H227ZM234 263H235V262H234ZM243 263H244V262H243ZM249 263H251V262L249 261ZM255 263H256V262H255ZM247 264H248V263H247Z\"/></svg>",
	"mask_w": 264,
	"mask_h": 264
},
{
	"label": "water",
	"instance_id": "water-1",
	"mask_svg": "<svg viewBox=\"0 0 264 264\" xmlns=\"http://www.w3.org/2000/svg\"><path fill=\"white\" fill-rule=\"evenodd\" d=\"M6 4L10 10H21L24 6V0H7Z\"/></svg>",
	"mask_w": 264,
	"mask_h": 264
}]
</instances>
